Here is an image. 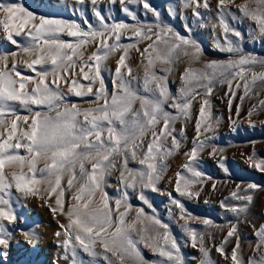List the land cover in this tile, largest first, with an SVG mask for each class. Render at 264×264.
Instances as JSON below:
<instances>
[{"label": "rangeland", "instance_id": "1", "mask_svg": "<svg viewBox=\"0 0 264 264\" xmlns=\"http://www.w3.org/2000/svg\"><path fill=\"white\" fill-rule=\"evenodd\" d=\"M3 2L5 4L23 5L38 17L59 19L66 24L75 23L84 30H89V25L92 28L101 27L94 15L90 0H84V3H80L79 0H3ZM147 3L159 13V20L152 11H148L143 7L142 2L127 3V7L132 12V15H129L122 10L119 0L115 4H110L108 0H98V6L110 25L124 23L130 26L129 29L122 30L120 33L119 46L122 49L124 47L128 48L126 63L131 67V75L127 79L131 81V89L138 93L139 97L133 100V110L142 111L141 98H151L156 92V83L163 84L169 93L167 104L164 107L174 117L172 126L175 128L176 135L180 140V147L178 150H173L170 155L162 151L153 153L154 156H157V159L149 162L156 163L158 168L163 169L161 178L155 183L156 191L143 187L138 181L135 183L134 188H125V184L121 182V168L119 166L122 164V157L120 156L115 157L118 167L112 168L110 173L105 175L101 185L100 191L107 194V202L110 205L115 206L118 200L121 202L116 216L118 218L120 213H126L125 226H132L129 227L128 234L137 242L136 246L144 259L137 260L134 256L124 253L120 254L124 257L121 259L120 255L106 252L104 244L100 241L110 240L111 237L109 232H104L101 233L100 237H96L97 243L93 245L95 256L84 252L82 246L76 244L74 249L75 262L76 264H80V262L82 264H177L176 257L178 256L179 264H234L231 255L235 247L236 237L227 238L226 243H223V241L230 228L235 226L240 238L237 259L240 264H250L254 258L259 259L261 253H264V247L257 251L259 243L257 232L261 230V226H264V171L254 166L255 164L264 163V107L260 106V101L264 100V81L257 79L253 84L251 79L253 73L264 74V66L260 63L245 65L244 67L248 69L243 74L246 79L241 80L239 77L232 79L231 88L227 79H224L222 83L220 78L215 79L213 81V92L210 96H204L203 89H198L201 95L196 96L192 101L190 116L185 117L176 109L168 107V105L172 103V97H176L183 103L182 89L187 88V84L182 77L185 76L186 70L192 69L203 72L206 71L205 65L210 62L227 63L230 60H238L239 56H234L222 50L227 45L223 24L221 23L219 0H207L208 8L197 7L195 0H147ZM244 6L249 10L264 11V7L260 5L259 0H225L223 19L228 23L229 28L242 34L241 48L243 54L257 61L264 60V34L260 32L258 19L245 16L239 10ZM229 9H231V12L228 11ZM196 12H199L200 16L195 15ZM132 16H135V19ZM0 19H7L2 11H0ZM85 20L89 23L85 24ZM136 27L144 30L153 29L156 32H161L164 28H171L173 34H178L180 37L196 42L200 49L199 58H193L196 49L190 46L186 48L182 46L179 55H174L170 63H165V58L158 51H150L147 56L153 59V65L149 67L147 57L141 56L140 51H137V49H145L156 37L152 36L151 39L136 37L131 30ZM12 35L13 40L17 43L10 41L3 30V26H0V57L7 56V60H0V69L7 71L11 69L13 63H16V69L23 76H34V71L29 69L27 64L37 58L40 53L37 51L25 54L23 52V47L30 41V37L26 35V30L22 31L20 35H16L13 31ZM58 35L60 40L72 43L74 48L79 42L77 38L69 37L66 33ZM227 37L232 41L237 40V37L231 31L227 33ZM167 38L169 41L172 39L171 36ZM100 40L101 38L98 37L96 41H90L77 49V57H82L80 63L87 65L90 62L89 57L92 53L98 51L97 45ZM108 43L115 44L116 41L113 38L108 40ZM185 51L187 54H185ZM12 54H15V56ZM121 54V51L114 52L107 59L99 62L100 75L109 97L117 91L115 68ZM5 64L7 68L3 67ZM33 67L39 69L42 66L34 65ZM45 67L50 68V63ZM73 71L76 72L74 78L78 83L85 85L81 89L82 91L87 90L86 86L90 82L94 90L99 88V79L95 78L94 69L85 68L88 79H83L80 76L78 67ZM146 72L149 77L153 72L157 74V80L148 85V91H145L144 85ZM122 74H127V68L122 69ZM161 75H166V82L159 80ZM13 76H15V73H13ZM16 79L19 80V77H16ZM48 79L51 80L52 77L49 76ZM245 82L249 85L247 95H245L243 87ZM57 83H59L60 90L68 101L67 106L70 107L72 103H75L79 109L98 106L96 103L87 102L93 100L94 97L87 95L77 97L73 92L68 91V85L64 84L63 81H57ZM237 84H240L241 87L237 88ZM32 86H34V83L29 84L25 91ZM241 97H243V100H241ZM204 99L210 101L211 107L210 114L206 113L205 120L201 121V127L203 129L206 125H210L213 130L202 132L199 135V140L204 141L206 146L197 153L195 159H190L185 153L193 148L194 142L197 140L198 134L195 125ZM10 103L21 119L18 129L12 134L13 139L8 143L10 145L17 142L27 144L28 141L21 134L27 126L22 121L23 117L28 116L30 123L31 119L34 118V112H28L19 102ZM31 107L35 110H41L35 105ZM237 109H239L238 114ZM58 110L63 111V108ZM250 110L251 115H249ZM52 115H55V113H52ZM4 119L8 126H0V142L7 140L11 131L10 124L14 117L9 115ZM79 119L82 120V117ZM104 137L107 138L106 132ZM151 138L152 131L149 129L145 134L144 143L147 144ZM165 143L170 146L171 138H166ZM196 146L199 148L198 143ZM213 146L216 149L215 155H210ZM6 151L24 156L26 159L31 158L26 147L19 149L10 147ZM140 155L138 154L136 160L129 158L128 169L147 171L146 165L139 163ZM221 159L224 167L217 163ZM187 164H191L194 170L201 173V176L194 177L192 171L184 167ZM45 166L44 161L37 164V168ZM86 167L91 169L92 164L86 163ZM225 168L227 171H225ZM21 172L29 176L32 175L27 166L5 164L4 173L8 180L11 179L13 173L20 174ZM177 173H181L179 178L181 180L197 181L186 191L193 193L198 191V196H181L176 191ZM69 178H71L70 174L62 177V186L66 190L64 196L61 197V202L65 212L75 203L73 196L82 184V180L77 177L73 181V185L67 187ZM8 180L5 181L6 184ZM124 180L132 183L127 172ZM11 183V188L5 187L3 192H0V198L8 200L9 204L0 205V208L14 213L16 219L12 221L0 219V235L6 236L8 239L7 248L0 245V264H74L73 248L71 246L65 248V236L56 235L57 232H62L60 225H67L69 221L67 216L61 214V210L57 208L55 195L48 196L46 180L34 186L40 190L36 196L25 195L24 192L15 188V181H11ZM251 185L255 187H250ZM142 187L145 197L152 205L151 208L139 199ZM181 190H185L183 183H181ZM125 192H127V196L124 195ZM234 192L240 196L250 195L252 197L251 202L233 198L232 194ZM177 201L183 205V212L177 207ZM84 202H86V198H82L80 201L81 204ZM245 205L248 209L247 213H238L231 210L234 206ZM95 207H103L99 193L93 198V203L90 205V208ZM53 208L56 209L55 212L52 211ZM141 210L142 214L137 220V215ZM153 219H159L167 225L170 237L176 241L179 247L178 253L171 249L170 242L167 246L164 245L163 229L159 230L161 233L159 238L161 247H156L152 242V236L158 229V226L152 223ZM205 220L209 221L208 225L204 224ZM134 221L135 224L133 225ZM186 226L196 230L198 245L199 236H203L207 256L200 251L198 246H192V240ZM144 229H147V231ZM25 232L35 234L37 240L35 247L28 242ZM93 235L95 236V233ZM141 237L144 239H141ZM145 241L150 246H145ZM221 246H223L224 254L217 250ZM162 247L174 252L172 261L159 255ZM3 253H7V255H3Z\"/></svg>", "mask_w": 264, "mask_h": 264}, {"label": "snow or ice", "instance_id": "2", "mask_svg": "<svg viewBox=\"0 0 264 264\" xmlns=\"http://www.w3.org/2000/svg\"><path fill=\"white\" fill-rule=\"evenodd\" d=\"M79 2L84 3V0H79ZM90 2L93 6L94 15L97 17L101 27L92 28L89 25V30H84L75 23L66 24L59 19L38 17L23 5L15 3L5 4L3 0H0V11L7 17L6 20L0 19V26H3L7 38L13 43H17L13 40V31L16 35H20L22 31L26 30V35L30 37V41L23 47V52L25 54L37 51L40 53L37 58L27 64V67L34 71V76H23L16 69V63H13L11 69L7 71L0 69V126H8L4 117L9 115L14 117L10 124L11 131L8 134L7 140L0 142V192H3L5 187L11 188V181H15V188L17 190L24 192L25 195L31 194L36 196L40 190L34 186L46 180L48 184V189H46L48 196L52 197L55 195L57 208L61 210V214L66 215L68 218L69 223L67 225H60L62 232H57L56 235H64V247L71 246L73 248L74 264H76L74 251L76 244L78 243L82 246L84 252L95 256L96 253L93 245L97 243L96 237H100L101 233L104 232H109L111 237L110 240L104 239L100 241L104 244L106 252H111L114 255L124 253L134 256L137 260H143L142 253L136 246L137 242L128 234L129 227L132 226H125L126 213H120L118 218L116 216L121 202L118 200L115 206L110 205L107 202V194L100 191L101 185L105 175L109 174L112 168L118 167L115 157L120 156L122 157V164L119 166L121 168V182L125 184V188H134L135 183L138 181L143 187L156 191L155 183L161 178L163 169L158 168L156 163L149 161L157 159V156L153 155L154 152L162 151L170 155L173 150H178L180 140L176 135L175 128L172 126V119L174 117L164 107L167 104L169 93L163 84L156 83V92L151 98H141L142 111L133 110V100L139 97L138 93H135L131 89V81L127 79L131 75V67L126 63L128 48L124 47L122 49L119 46L121 40L120 33L122 30L129 29L130 26L124 23L110 25L98 6V0H90ZM108 2L115 4L117 0H108ZM119 2L122 5V10L129 15H132V12L127 7V3L142 2L143 7L148 11H152L159 20V13L147 3V0H127V3L126 0H119ZM195 3L197 7H209L207 0H195ZM219 3L221 6V23L223 24L227 45L222 50L234 56L238 55L239 59L230 60L227 63L210 62L205 65L206 71L203 72H197L192 69L186 70L185 76L182 77L187 84V88L182 89L183 103L176 97H172V103L168 105V107L176 109L177 112L185 117L190 116L192 101L196 96L201 95L198 89H203L204 96H210L213 92V81L215 79L220 78L221 83L224 79H227L231 88L232 79L236 77H239L241 80L246 79L243 75L248 71L244 67L245 65L260 63L264 66V60L257 61L243 54L241 48L243 36L239 31L229 28L228 23L223 19L225 0H219ZM259 3L264 7V0H259ZM239 10L245 16L258 19L260 32L264 34V11L249 10L246 6L241 7ZM228 11L231 12V9ZM194 14L200 16L199 12ZM132 18L135 19V16H132ZM84 23L88 24L89 22L85 20ZM131 30L136 37L141 39H151L152 36L156 37L145 49H137V51H140L141 56L147 57L149 67L153 65V59L147 56L150 51H158L165 58L164 62L170 63L174 55H179L182 46L185 48L190 46L196 49V52L193 53V58H199L200 49L196 42L180 37L178 34H173L171 28H164L161 32H156L153 29L144 30L140 27L132 28ZM229 31L237 37V40L232 41L228 39L227 33ZM60 33H66L69 37L77 38L79 42L76 47L74 48L70 42L60 40L58 35ZM168 36L172 37L171 41L168 40ZM98 37L101 38L100 43L97 45L98 51L90 55V62L87 65L80 63L79 61L82 60V57H77V49L90 41H96ZM113 38L116 43L109 44L108 40ZM117 51L122 52L115 68L117 91L109 97L100 75L99 62L107 59L110 54ZM185 54H187L186 51ZM12 55L15 56V54ZM0 60H7V56L0 57ZM49 63L51 67H45ZM34 65H41L42 67L36 69L33 67ZM3 67L7 68V65L5 64ZM77 67L83 79L89 78L85 73V68L94 69L95 78L99 79V88L94 90L90 82L86 86L87 90L82 91L81 89L85 85L78 83L74 78L76 72L73 70ZM123 68H127L126 75L122 74ZM13 73H15V76H13ZM49 76L52 77L51 80L48 79ZM16 77H19V80ZM37 77L39 79H36ZM166 79V75L159 76V80L161 81L166 82ZM251 79L253 84H255L257 79L264 81V74L253 73ZM156 80L157 74L155 72L152 73L151 77L146 72L144 77L145 91H148V85ZM57 81H63L64 84L68 85V91L73 92L77 97L86 95L94 97L93 100L87 102L96 103L98 106L87 109H79L75 103H72L70 107L67 106L68 101L60 90V85ZM32 83H34V86L25 91L27 86ZM236 87L239 88L241 85L237 84ZM243 87L245 95H247L249 90L248 83L245 82ZM241 100H243V97H241ZM10 102H19L28 112H34V118L31 119L30 123L28 116L23 117L22 121L27 126L21 133L28 141L27 144L17 142L14 145H10L8 143V141L13 139L12 134L18 129L21 119ZM32 105L39 107L41 110H35L31 107ZM260 106L264 107V100L260 101ZM210 107V101L204 99L201 103L195 125L198 134L197 140L194 142L193 148L185 153L190 159H195L197 153L206 146L204 141L199 140V135L202 132L213 130L210 125H206L203 129L201 127V121L205 120L206 113L210 114ZM61 108H63V111L58 110ZM52 113H55V115H52ZM238 113L239 109H237ZM249 115H251V110ZM80 117H82V120L79 119ZM157 125L160 126L156 127ZM149 129L152 131V138L145 144L144 137ZM105 132L107 133V138L104 137ZM168 137L171 138L170 146L165 143ZM197 143L199 144V148L196 146ZM10 147L17 149L26 147L27 153L31 158L26 159L24 156L7 152L6 149ZM215 151L216 149L213 146V151L210 155H215ZM138 154H141L139 163L147 167L146 172L128 169L129 158L136 160ZM40 161H44L46 166L37 168V164ZM6 163L9 165L18 164L21 167L27 166L32 175L29 176L23 172L20 174L13 173L11 179L8 180V177L4 173ZM86 163L92 164L91 169L86 167ZM217 163L221 167H224L222 159L218 160ZM254 166L264 171V163L255 164ZM184 167L192 171L194 177L201 176V173L194 170L191 164H187ZM225 171H227L226 168ZM126 172L132 183L124 180ZM66 174L71 175V178L67 180V187H71L77 177L82 180V184L73 196L75 203L65 212L61 197L64 196L66 190L62 186V177ZM177 176L176 191L181 196L187 195L191 197L192 195H199L198 191L195 193L186 191L197 181L181 180L179 179L181 173H177ZM53 177L55 178L54 180ZM6 180H8L7 184L5 183ZM181 183H183L185 190H181ZM143 187L139 193V199L151 208L152 205L145 197ZM250 187L255 186L251 185ZM98 193L100 194V200L103 202V207L90 208L93 198ZM124 195L127 196V192ZM232 195L235 199L246 200L249 203L252 200L250 195L240 196L236 192ZM82 198H86V202L83 204L80 203ZM176 203L177 207L183 212V205L179 201ZM7 204H9L8 200L0 198V205ZM129 207L131 206L129 205ZM231 210L238 213H247L248 211L246 205L234 206ZM52 211L55 212L56 209L53 208ZM141 214L142 210L138 213L137 220H139ZM0 219L12 221L16 217L11 211H5L3 208H0ZM152 223L158 226V229L152 236V242L156 247H161L159 243L161 233L159 230L163 229L162 238L164 245L167 246L170 242L171 249L175 250V253H178L179 247L176 241L170 237L167 225L159 219H153ZM208 223L209 221H204L205 225H208ZM134 224L135 221L133 222ZM144 230L147 231V229ZM186 230L191 237L192 246H198L200 251L207 256L203 236H199L198 245L196 230L187 226ZM93 233H95V236ZM25 235L28 238V242L35 247L37 243L35 234L25 232ZM233 236L236 237V243L231 258L234 264H240V261L237 259L240 238L235 226L230 228L223 243L227 242V238ZM257 237L259 240L257 251H259L261 247H264V226H261V230L257 232ZM141 239L144 238L141 237ZM0 245L4 248L8 247L6 236L0 235ZM145 246H150L147 241H145ZM217 250L221 254H224L223 246ZM3 255H7V253H3ZM159 255L167 257L169 261H172L174 258V252L166 250V247L161 248ZM120 258L123 259V255H120ZM176 261L179 264L178 256L176 257ZM250 264H264V253H261L259 259L254 258Z\"/></svg>", "mask_w": 264, "mask_h": 264}]
</instances>
